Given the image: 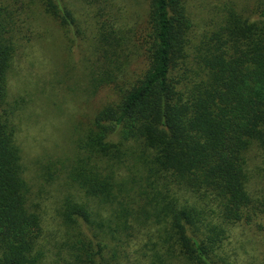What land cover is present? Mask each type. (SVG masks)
<instances>
[{"label": "trees", "instance_id": "obj_1", "mask_svg": "<svg viewBox=\"0 0 264 264\" xmlns=\"http://www.w3.org/2000/svg\"><path fill=\"white\" fill-rule=\"evenodd\" d=\"M75 1L0 0V264H236V226L259 217L264 231L249 163L254 150L264 163V0L226 5L200 32L189 0H145L133 25L116 0H79L81 22ZM37 11L87 41L90 96L112 90L38 192L9 102Z\"/></svg>", "mask_w": 264, "mask_h": 264}, {"label": "rangeland", "instance_id": "obj_2", "mask_svg": "<svg viewBox=\"0 0 264 264\" xmlns=\"http://www.w3.org/2000/svg\"><path fill=\"white\" fill-rule=\"evenodd\" d=\"M78 1H75V9L82 22L85 13ZM116 1L118 11L129 25L140 19L146 7L145 0ZM252 1L189 0L197 22L196 30H204L207 19L217 18L226 5L236 2L245 6L244 3ZM31 23L23 24L24 30L9 75V102L18 101L22 107L18 114L21 123L18 142L23 150L24 163L28 166L26 174L34 181V190L38 192L42 166L68 153L80 128L112 97V90L104 89L90 96L84 74V63L91 54L86 40L76 37L72 30L66 34L59 23L40 11ZM83 23L86 28L81 26L84 34L91 35L89 23ZM250 156L252 190L260 195L264 192V163L257 150ZM50 191L52 195L46 196L42 208L49 222L55 217L56 201L60 195L55 186H51ZM258 219L250 225L241 223L236 226L226 242L228 251L237 254L236 264H264V231L256 224ZM48 235L53 236L51 233Z\"/></svg>", "mask_w": 264, "mask_h": 264}]
</instances>
